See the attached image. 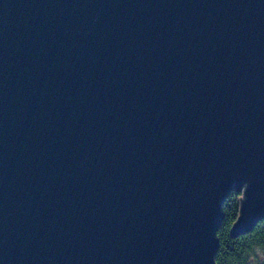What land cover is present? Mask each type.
Wrapping results in <instances>:
<instances>
[{"label":"water","instance_id":"water-1","mask_svg":"<svg viewBox=\"0 0 264 264\" xmlns=\"http://www.w3.org/2000/svg\"><path fill=\"white\" fill-rule=\"evenodd\" d=\"M264 220V0H0V264H215Z\"/></svg>","mask_w":264,"mask_h":264},{"label":"trees","instance_id":"trees-1","mask_svg":"<svg viewBox=\"0 0 264 264\" xmlns=\"http://www.w3.org/2000/svg\"><path fill=\"white\" fill-rule=\"evenodd\" d=\"M241 193L231 192L222 206V220L216 232L215 264H264V220L249 232L233 235L231 228L239 215ZM255 251H260L254 259Z\"/></svg>","mask_w":264,"mask_h":264},{"label":"rangeland","instance_id":"rangeland-1","mask_svg":"<svg viewBox=\"0 0 264 264\" xmlns=\"http://www.w3.org/2000/svg\"><path fill=\"white\" fill-rule=\"evenodd\" d=\"M259 254H260V251H255L254 254L251 257H253L255 259L256 255H259Z\"/></svg>","mask_w":264,"mask_h":264}]
</instances>
